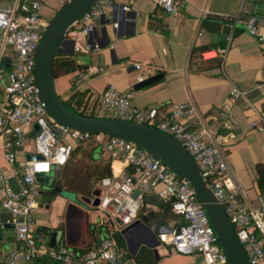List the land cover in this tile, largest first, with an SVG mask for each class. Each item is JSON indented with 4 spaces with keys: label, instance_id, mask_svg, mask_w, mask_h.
Segmentation results:
<instances>
[{
    "label": "built area",
    "instance_id": "obj_1",
    "mask_svg": "<svg viewBox=\"0 0 264 264\" xmlns=\"http://www.w3.org/2000/svg\"><path fill=\"white\" fill-rule=\"evenodd\" d=\"M64 6L69 0H59ZM124 12L129 13L123 0ZM187 0H157V6L170 17H177ZM115 7L114 0H97L66 32L64 39L72 41L73 53L99 51L97 43L88 38L94 33L101 17ZM43 4L36 0H9L0 8V138L4 159L18 179V190L8 183L0 170V205L9 214L15 243L2 264L31 263L48 257L62 264H138L134 257L119 248L111 237L100 241L87 251H77L65 245L52 248L43 235L36 234L34 214L41 184L38 178L51 175L53 167L65 166L74 149L92 145L106 153L109 175L100 179L101 190L97 210L122 231L132 224L140 211L143 197L155 194L170 207L182 223L164 227L157 235L160 246L170 247L174 254L196 256L195 264H227L203 204L198 200L190 182L178 177L158 159L141 147L99 133H87L55 122L46 112L34 84V55L42 33L49 24L41 11ZM113 29L118 23L112 24ZM245 31L259 43H264V26L254 18ZM224 60L226 51L217 52ZM204 52L202 59L217 56ZM9 59L8 64L3 59ZM135 65V69H139ZM99 69L89 68L79 74L85 80ZM144 79L139 77L138 82ZM134 90L120 92L108 86L100 95L92 113L96 118H109L145 125L173 138L194 160L201 177L223 207L249 264H264V196L259 194L247 201L245 193L228 162L227 145L234 134L213 136L206 123L199 119L192 101L174 104L169 115L160 112L161 106L147 110L137 108ZM257 118L250 128L264 130V115L248 100L246 93L232 84L227 100L222 104V127L237 128L231 108L239 101ZM90 111H88V114ZM35 126L37 129H35ZM22 160L19 163V157ZM19 163L18 169L15 165ZM119 164V169H114ZM139 194L133 197L134 191ZM245 200V201H244Z\"/></svg>",
    "mask_w": 264,
    "mask_h": 264
},
{
    "label": "crops",
    "instance_id": "obj_2",
    "mask_svg": "<svg viewBox=\"0 0 264 264\" xmlns=\"http://www.w3.org/2000/svg\"><path fill=\"white\" fill-rule=\"evenodd\" d=\"M36 1L42 2L41 13L47 19L43 11L48 0ZM56 1L60 10L61 3ZM8 3L9 0H0V8ZM124 4L123 0H114L115 7ZM260 5L264 6V0H187L181 13L170 17L157 6V0H132L128 6L133 18L124 19L122 24L116 20L119 35L112 32L113 8L99 20L98 34L94 32L88 38L102 46L99 31L105 28L110 36L106 47L86 54H57L59 59L69 60L73 70L53 79L56 94L62 101H69L75 93L89 92L96 107L99 95L108 86L127 92L134 90L139 77L145 80L161 75L154 84L134 90V105L143 110L161 106L160 112L167 116L172 105L192 101L198 118L206 123L213 136L233 133L235 137L227 145V159L245 193L244 199L253 201L261 194L257 167L264 169V130L250 128V122L257 118L242 100L231 108L237 126L234 131L222 127L221 113L222 104L234 84L264 115V43H259L245 31L246 23L255 18ZM211 51L216 55L226 51L225 59L220 55L202 59L204 52ZM135 65L140 68L135 69ZM91 67L99 71L79 80V74ZM2 144L0 138V170L6 173L9 185L16 191L18 179L4 159ZM21 160L22 156L19 163ZM108 162L110 165L106 153L91 151L81 145L65 166L54 170L48 189L40 187L34 214L36 234L43 235L49 244L51 232L59 231L57 246L65 245L79 252L90 250L111 237L127 253L124 238L120 231H116L115 224L96 207L80 201L81 196H91L98 187V178ZM19 163L15 168L18 169ZM113 167L118 170L119 164ZM54 188L60 189L61 193L54 192ZM63 191L74 198L65 197ZM168 207L157 195L147 194L143 197L138 217L151 213V223L165 212L161 222L166 228L182 223L178 217L167 216ZM9 219V214L0 205V264L15 243ZM158 255L159 259L155 261L152 250L141 246L135 258L140 264H195L201 261L196 256L174 254L165 246L158 247ZM18 264L25 263L19 261ZM29 264L62 263L40 257Z\"/></svg>",
    "mask_w": 264,
    "mask_h": 264
},
{
    "label": "water",
    "instance_id": "obj_3",
    "mask_svg": "<svg viewBox=\"0 0 264 264\" xmlns=\"http://www.w3.org/2000/svg\"><path fill=\"white\" fill-rule=\"evenodd\" d=\"M96 1L69 0L49 21L48 26L41 35L34 55V84L38 89L41 102L45 105L46 112L55 122L70 129L104 134L131 142L158 159L178 177L188 180L198 200L203 204L210 224L218 237L219 245L225 255L227 264H249L223 207L217 202L213 193L207 187L193 158L173 138L141 124L74 114L66 108L56 94L52 77V62L57 54L72 53L73 42L64 39V36L68 29L84 16ZM263 8L264 6L260 5L255 11V19L260 26H264ZM113 12V23L118 20L122 24L124 19L133 18V15L123 11L122 6L114 7ZM102 19L103 17H101ZM118 31L112 30L113 34L116 35H119ZM94 32L96 35L98 34V31L95 30ZM99 32L103 41L102 46L99 45V47L104 48L109 43L110 36L105 28ZM8 62L9 59H3V63L8 64ZM160 78L161 75H157L138 82L134 86V90L137 91L152 85ZM35 129H37L36 126ZM57 169L58 167H53L51 175ZM51 175L38 178V182L48 189L47 184L52 180ZM53 191L61 193L58 188H54ZM138 194L139 191L135 190L133 197ZM100 196L101 190L96 187L91 193V198L81 196L80 201L88 206L96 207L99 204ZM164 213L151 223H149V218L152 217L151 213L138 217L132 224L121 231L128 255L135 258L140 247L144 246L152 250L155 261L159 259L158 247L160 243L157 235L161 233V228L165 227L161 222ZM10 225L13 228V225ZM60 235L59 231L54 230L51 232L49 236L50 247H57Z\"/></svg>",
    "mask_w": 264,
    "mask_h": 264
},
{
    "label": "trees",
    "instance_id": "obj_4",
    "mask_svg": "<svg viewBox=\"0 0 264 264\" xmlns=\"http://www.w3.org/2000/svg\"><path fill=\"white\" fill-rule=\"evenodd\" d=\"M63 7V6H62ZM73 70L72 64L69 60L66 59H59L57 55L55 56L53 62H52V77L53 79L57 76H61L64 74L69 73ZM91 94L89 92H82V93H75L69 101H62L63 104L66 106L68 110L73 112L74 114L80 115V116H88V117H95L92 111L95 108V105H93V102L91 100ZM88 111L90 113L88 114ZM79 148L76 147L74 151H76ZM91 151H95L96 149L94 147L90 148ZM73 151V153H74ZM109 162L107 163L106 170H103V173L99 180L109 175V168H108ZM257 172L259 175L258 178V187L260 189L261 195L264 196V169L261 166L257 167ZM98 180V182H99ZM167 216L168 217H176L172 212L170 207L167 208ZM135 260L140 264L137 258ZM151 264V263H150Z\"/></svg>",
    "mask_w": 264,
    "mask_h": 264
},
{
    "label": "rangeland",
    "instance_id": "obj_5",
    "mask_svg": "<svg viewBox=\"0 0 264 264\" xmlns=\"http://www.w3.org/2000/svg\"><path fill=\"white\" fill-rule=\"evenodd\" d=\"M59 8H60V5L56 0H48V2L46 3V6H45V10L43 11V14L47 18L46 20L50 21L56 15V13L59 11ZM85 146H87V148H89V149L92 148V145H85ZM79 156H80V154L77 155V158H79ZM40 187L45 188L44 185H41ZM62 195H64L67 198H70V199L74 198V195L70 194L67 191H63ZM85 197L91 198V196H85Z\"/></svg>",
    "mask_w": 264,
    "mask_h": 264
}]
</instances>
